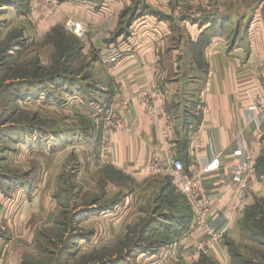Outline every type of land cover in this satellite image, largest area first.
I'll use <instances>...</instances> for the list:
<instances>
[{"label": "crops", "instance_id": "crops-1", "mask_svg": "<svg viewBox=\"0 0 264 264\" xmlns=\"http://www.w3.org/2000/svg\"><path fill=\"white\" fill-rule=\"evenodd\" d=\"M170 1L61 0L59 12L41 21L38 30L40 27L39 32H48L62 25L67 15L87 24L94 44H90V49L99 53L95 73L82 79L62 78L56 86L53 82H18L20 93L26 96L20 103L65 109L68 100L75 101L72 107L81 116L77 123L63 131L36 128L32 138L38 134V138L44 137L56 146L62 142L76 147L84 159L82 174L88 177L105 167L113 168L126 175L134 186H151L149 197L167 192L165 177L156 176L149 169L153 153L164 152L167 146L139 101L134 99L123 112L133 131L114 133L108 155L98 151L99 118L104 116V106L115 99L116 88L121 90V96L130 98L141 89L149 87L153 91L172 142L187 168L193 162L189 153L192 122H202L205 147L200 163L205 187L215 199L209 223L223 232L210 257L230 264L229 243L241 242L247 215L245 209L229 222L228 210L244 172L246 148L257 146L264 159V138L260 144L256 138L257 128L264 129V112L256 117L251 104L254 94L264 92V0H179L173 8L170 4L175 0ZM233 2L241 5L237 8ZM13 12L19 16L22 13L18 8ZM118 46L124 48L117 59L104 61ZM200 105L207 108L204 115L198 110ZM53 150L56 152V148ZM257 165L259 171L261 164ZM116 186L120 187L117 183ZM136 190L135 187L133 192ZM258 200L264 204V168L248 195V208ZM38 201L35 197L23 207V212L29 213L27 219H38ZM123 203L118 199L117 204L107 208L95 203L98 207L91 209H96L94 216L86 222L107 224ZM196 237L197 233L189 231L181 238L179 247L186 260L190 259ZM172 253L178 251L174 248ZM23 258L21 253L16 263L22 264Z\"/></svg>", "mask_w": 264, "mask_h": 264}, {"label": "rangeland", "instance_id": "rangeland-1", "mask_svg": "<svg viewBox=\"0 0 264 264\" xmlns=\"http://www.w3.org/2000/svg\"><path fill=\"white\" fill-rule=\"evenodd\" d=\"M52 1L0 0V264H17L21 253L24 258L27 256V264H97L106 259L110 264L113 256L131 249L133 242L147 246L165 238L161 234L144 237L140 233L142 223L160 205L161 194L149 197L151 186L148 188L144 183L134 186L126 175L109 167L87 177L81 173L85 172L81 170L84 159L76 147L62 142L56 146L44 137L38 138V134L32 138L36 128L63 131L81 116L72 107L76 103L73 100H68L65 109L33 102L22 105L19 98L23 94L17 83L51 84L54 77H91L99 55L97 49H90V44H94L89 37V26L75 16L67 15L59 25L61 29L53 27L48 32H39L41 21L60 10L61 0ZM178 2L175 0L170 7H176ZM232 5L238 8L241 4ZM16 8L23 13L21 16L14 14ZM71 20H78L84 32L69 28ZM123 48L118 46L107 58L120 55ZM116 59L117 56L111 60ZM124 110H120L123 117ZM99 120L101 123L102 118ZM263 168L264 162L260 170ZM145 188L148 190L140 193ZM35 197L39 198L41 208L36 221L27 219L29 213L23 212V207ZM116 199L124 203L107 224L102 226L96 220L86 222L94 216L96 209H91L98 207L95 203L106 206ZM175 202L181 203L183 199L177 197ZM242 226L241 242L230 249L231 260L234 257L236 264L262 263L264 204L252 209ZM87 236L91 240H85ZM180 241L162 248L155 256L138 254L136 260L132 258L125 264H209L206 260L199 262L200 255L186 260L181 254ZM174 248L178 253H172Z\"/></svg>", "mask_w": 264, "mask_h": 264}, {"label": "built area", "instance_id": "built-area-1", "mask_svg": "<svg viewBox=\"0 0 264 264\" xmlns=\"http://www.w3.org/2000/svg\"><path fill=\"white\" fill-rule=\"evenodd\" d=\"M53 3L56 0L52 1ZM68 27L73 31L84 32V26L78 20L68 22ZM119 55V53H118ZM114 54L104 61H112ZM115 99L104 106L99 129L98 151L108 155L111 150L112 138L117 131L132 132L133 127L121 115V109H129L134 99L139 101L145 109L146 114L151 119L152 124L160 132L165 140L166 150L164 152L155 151L149 163L150 171L156 176L169 177L172 180L176 190L185 196L191 212V228L193 233H197L192 249V256L200 254L211 255L216 243L221 240L223 232H219L209 223L213 212L215 199L210 196L204 184V169L201 167L200 158L205 147L203 139V123L192 122L191 141L189 144V153L193 162L189 168L178 152L177 146L172 142L173 139L167 129L168 123L162 116V109L154 101L153 91L145 88L139 90L134 97L127 98L121 96V90L116 88ZM251 104L255 111V116L264 112V92H257L251 97ZM198 110L204 115L207 112L206 106H198ZM167 123V124H166ZM257 141L260 144L264 138V129L257 128ZM246 164L240 182L234 189L233 200L228 210L229 222L232 221L238 212H244L248 207V195L259 182L257 173V163L260 157V150L257 146H249L245 151ZM228 222V223H229Z\"/></svg>", "mask_w": 264, "mask_h": 264}, {"label": "trees", "instance_id": "trees-1", "mask_svg": "<svg viewBox=\"0 0 264 264\" xmlns=\"http://www.w3.org/2000/svg\"><path fill=\"white\" fill-rule=\"evenodd\" d=\"M54 27H57L56 29H61L59 27V25H56ZM54 29V28H53ZM22 34V33H21ZM19 52V50L17 51ZM9 55L10 51H9ZM61 77H54L52 78V82H57L58 80H61ZM7 87L10 85H6ZM14 86L12 88V91L15 90ZM9 88V87H8ZM26 98L25 95H20L19 99H23ZM259 166L260 164H262L264 162V159H261L259 157ZM258 166V165H257ZM257 173L258 175L260 174V167H259V171L257 169ZM166 183H165V188L168 189L167 192H162L160 195V198L158 199V202L160 203V205L155 208V212L154 215L150 218H148V220L144 223H142L143 225L140 228V233L144 234V237L148 236L149 234H161L164 235L165 238L164 239H160L157 242L154 243H150L147 246H143L141 243H136L133 242L132 243V248L127 250L125 253L121 254L119 253L118 256H113L112 262L110 264H125L126 262L129 263L127 260H130L132 258H135L134 260H136V257L138 256V254H147L149 256H155V254H157L162 248H168L171 247L173 244H176L178 241L181 240V238L187 234L189 231H192L191 228V220H192V212L190 209V206L185 198V196H183L181 193H179L175 186L172 183V180L167 177L166 178ZM16 183V181L14 182V184ZM14 184H10V185H14ZM179 199H183V202H175L176 198ZM117 200L114 201L112 205L117 204ZM165 202V203H164ZM110 204L106 205L105 207H109ZM119 205V204H118ZM259 206H263V203L261 202V200H258L256 202V205L253 206L252 208H246V219L249 217V213L250 211L253 209L255 210L256 208H258ZM117 208V205L116 207ZM86 216V215H84ZM93 233V232H91ZM130 235V234H128ZM134 235V233H133ZM91 240V238H89V236L85 237V240ZM230 248H234L235 243L230 242ZM121 254V255H120ZM146 256V255H144ZM115 257V258H114ZM236 257V256H235ZM27 256L25 258H23L22 264H27ZM200 258H202L201 261H210L208 262L209 264H224L221 260L219 261L218 259L214 260L212 259V257H210L209 255H205V254H200ZM108 260H103L98 262L97 264H108ZM231 264H236L235 262V258L232 257L231 260ZM245 264H264V260L263 262H248L246 261Z\"/></svg>", "mask_w": 264, "mask_h": 264}]
</instances>
